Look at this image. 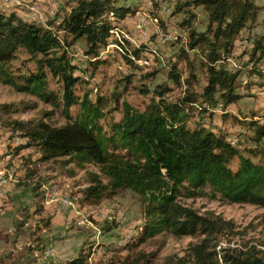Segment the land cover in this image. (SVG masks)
I'll use <instances>...</instances> for the list:
<instances>
[{
    "label": "trees",
    "instance_id": "1",
    "mask_svg": "<svg viewBox=\"0 0 264 264\" xmlns=\"http://www.w3.org/2000/svg\"><path fill=\"white\" fill-rule=\"evenodd\" d=\"M162 1L172 6L171 15H182L176 27L186 32L184 42L190 50H198L203 56L200 66L205 68L206 84L200 91L194 90L193 64L187 77L182 78L176 62H171L167 70L171 86L161 83L151 88L142 83L139 90L149 96L145 106L139 108L124 100L120 118L104 123L101 98L92 101L87 91L82 95L76 92L85 82L75 74L76 66L68 49L83 41V52L89 60L94 59L89 63L95 66L112 31L120 29L117 21L135 14L136 7L117 5L113 0H72L58 21L47 17L44 22L0 11V80L16 91L61 105L66 119L61 126L42 120H15L12 133L31 140L42 151L44 160L64 157L76 167L98 168V173H88L89 184L80 190L81 205L97 204L125 189L137 194L144 217L139 243L162 232L176 237L201 236L189 244L183 256L168 257L164 264H264V253L254 244L220 245L221 238L230 242L237 233L232 220L212 211L200 213L178 200L179 196H209L264 207V114L249 119L234 117L248 130L245 141L237 138L235 144L225 132L209 128L203 120L204 115L213 116L216 106L225 110L242 97L236 91L240 72L224 62L227 58L247 55V76L264 84V18L263 31L254 37L250 52H246L237 47L242 41L241 31L256 21L259 8L255 0H157L158 7ZM198 6L207 15L202 31L192 24V10ZM123 39L121 43L114 38L121 43L122 51L118 53L128 68L140 70L136 58L152 50L145 43L134 45ZM19 49L33 58V70L13 71L11 60ZM155 75L156 70H151L139 77L154 79ZM49 76L55 78L58 90L50 88ZM131 76L130 73L124 77L125 83ZM177 92L180 95L176 96ZM74 106H78V112L72 116L70 108ZM0 108L7 109L8 104ZM193 110L200 114V120L190 125ZM222 114L227 116L225 111ZM24 143L17 149L31 145ZM234 157L238 158L235 169L230 166ZM25 177L18 185L28 186L32 172L26 169ZM40 184L35 182L31 195L39 196ZM85 260L79 254L64 264H85Z\"/></svg>",
    "mask_w": 264,
    "mask_h": 264
},
{
    "label": "rangeland",
    "instance_id": "2",
    "mask_svg": "<svg viewBox=\"0 0 264 264\" xmlns=\"http://www.w3.org/2000/svg\"><path fill=\"white\" fill-rule=\"evenodd\" d=\"M113 2L134 6L137 11L117 21L120 29L112 31L113 36L106 46L109 50L106 47L100 49L98 63L95 66L89 63L94 62V59L89 60L84 54L83 41L76 42L68 49L76 66L75 74L85 82L77 87L76 92L82 95L87 91L92 101L101 98L100 108L105 114L101 122L118 120L124 100L133 106L144 107L149 96L139 90L142 83L151 88L161 83L171 86L172 80L167 75L171 62H176L182 78L187 77L190 68H193L190 64H193L196 80L192 82V88L200 91L206 84L205 68L200 66L203 56L198 50H190L187 42H184L186 32L177 29L176 23L182 15H171L172 6L169 5L168 9L164 4L168 3L164 1L159 3V7L157 0ZM255 2L259 8L256 21L250 28L241 31L240 39L247 43L242 42L237 47L246 52H250L254 37L263 31L264 0ZM71 3L72 0H15V8L22 5L20 14H17L30 17L32 11L38 13L39 5L48 19L55 18L58 21ZM12 10L9 7L3 13L9 14ZM192 12L193 26L197 30H204L206 12L201 6L194 7ZM27 20L45 21L38 17ZM134 22H141L144 31L136 32ZM114 38L121 43L126 38L134 45L145 43L150 47L151 52L136 58V63L141 65L140 70L128 68L118 53L122 51L121 43H116ZM177 38L181 42L171 41ZM246 59L247 55L238 56L235 62L232 58L224 61L239 70L236 91L242 97L225 110L216 106L212 117H203L209 128L225 132L231 144H235L237 138L245 141L248 134V130L234 117L249 119L264 114V84L256 77L247 76L249 68ZM11 65L15 73L34 69L33 58L23 49L17 50ZM151 70H156L154 79L143 80L139 77L141 73ZM130 73L129 83H125L124 77ZM49 81L50 88L58 90L55 78L49 76ZM3 104H8V108H0V264H64L79 254L85 257V264H131L136 257H139V261L133 264H164L168 257L183 256L189 244L199 241L201 236L198 235L176 237L169 232H162L139 243L140 228L144 222L142 204L138 195L129 189L104 198L97 204L81 205L80 190L89 184L88 173H98V168L94 165L76 167L64 157L44 160L42 151L32 145L31 140L12 133L15 120H42L53 126H61L66 122L61 112L62 106H54L34 95L16 91L0 80V107ZM224 111L227 116L222 117ZM77 112L78 106L70 108L72 116ZM197 120H200V114L193 110L189 124L194 125ZM24 142L31 145L18 150L17 146ZM16 150L18 153H15ZM237 164L238 158L234 157L230 166L235 169ZM26 169L32 172L33 177L28 186L18 185L26 178ZM37 180L41 184L39 196L35 197L31 195V188ZM178 200L200 213L212 211L224 219L232 220L237 233L230 242L221 238L220 245L254 244L264 253V207L250 203H229L209 196H179Z\"/></svg>",
    "mask_w": 264,
    "mask_h": 264
},
{
    "label": "built area",
    "instance_id": "3",
    "mask_svg": "<svg viewBox=\"0 0 264 264\" xmlns=\"http://www.w3.org/2000/svg\"><path fill=\"white\" fill-rule=\"evenodd\" d=\"M0 1H1V5L6 10L9 7H12V9L15 10L14 0H0ZM164 4L167 6L168 9L170 8V6H169L170 4H166V3H164ZM36 5H38V4H36ZM15 11L18 12L17 10H15ZM52 11L53 10H50L49 12L50 13H53ZM31 14H32L31 16H35V17H38V18H42V19H46L47 18V15H44V13L40 9V6L39 5H38V13H31ZM134 28H135V31L136 32H142V31H144L143 28L141 27V22H134ZM139 43H140V41H139ZM106 49L109 50V47H106ZM229 65L231 66L230 63H229Z\"/></svg>",
    "mask_w": 264,
    "mask_h": 264
},
{
    "label": "crops",
    "instance_id": "4",
    "mask_svg": "<svg viewBox=\"0 0 264 264\" xmlns=\"http://www.w3.org/2000/svg\"><path fill=\"white\" fill-rule=\"evenodd\" d=\"M14 5H15V0H14ZM16 6V5H15ZM21 7H22V5H21ZM21 7H17V8H15V10H17L18 12H16L14 9L12 10V12H15V13H19L20 14V12H21ZM0 8H1V11H3V12H5V8H3V6L1 5V1H0ZM31 9V8H30ZM32 11V10H31ZM31 13H35L34 11H32ZM22 15V14H21ZM23 17L27 20L28 18H30V17H32V18H34L35 19V16H30V17H28V16H25V15H23ZM247 43L246 41H244V40H242L239 44H241V43Z\"/></svg>",
    "mask_w": 264,
    "mask_h": 264
},
{
    "label": "bare ground",
    "instance_id": "5",
    "mask_svg": "<svg viewBox=\"0 0 264 264\" xmlns=\"http://www.w3.org/2000/svg\"><path fill=\"white\" fill-rule=\"evenodd\" d=\"M145 61V60H144ZM144 63V62H143ZM82 221V220H81Z\"/></svg>",
    "mask_w": 264,
    "mask_h": 264
}]
</instances>
